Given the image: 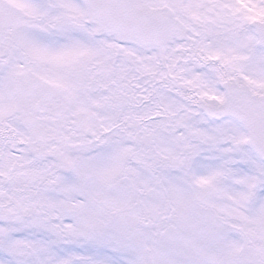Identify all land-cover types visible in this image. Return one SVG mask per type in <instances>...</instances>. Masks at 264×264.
Returning <instances> with one entry per match:
<instances>
[{
	"label": "snow or ice",
	"instance_id": "snow-or-ice-1",
	"mask_svg": "<svg viewBox=\"0 0 264 264\" xmlns=\"http://www.w3.org/2000/svg\"><path fill=\"white\" fill-rule=\"evenodd\" d=\"M0 264H264V0H0Z\"/></svg>",
	"mask_w": 264,
	"mask_h": 264
}]
</instances>
